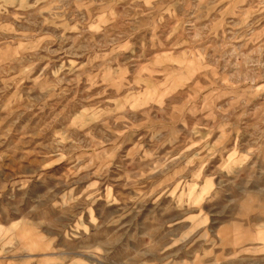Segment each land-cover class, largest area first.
<instances>
[{
	"label": "rangeland",
	"instance_id": "1",
	"mask_svg": "<svg viewBox=\"0 0 264 264\" xmlns=\"http://www.w3.org/2000/svg\"><path fill=\"white\" fill-rule=\"evenodd\" d=\"M0 264H264V0H0Z\"/></svg>",
	"mask_w": 264,
	"mask_h": 264
}]
</instances>
